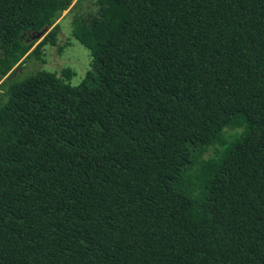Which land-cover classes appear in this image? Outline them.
Instances as JSON below:
<instances>
[{"label": "trees", "instance_id": "trees-1", "mask_svg": "<svg viewBox=\"0 0 264 264\" xmlns=\"http://www.w3.org/2000/svg\"><path fill=\"white\" fill-rule=\"evenodd\" d=\"M74 1L0 0L1 55ZM96 6L79 85L0 86V264H264V0Z\"/></svg>", "mask_w": 264, "mask_h": 264}, {"label": "rangeland", "instance_id": "rangeland-1", "mask_svg": "<svg viewBox=\"0 0 264 264\" xmlns=\"http://www.w3.org/2000/svg\"><path fill=\"white\" fill-rule=\"evenodd\" d=\"M77 1L64 12L55 26H59L55 43H48L41 52L40 58L26 57L20 58L16 53L8 56L1 55L0 52V86L12 73L19 80L29 78L39 71H48L60 73L65 68H71L75 76L71 80L73 86L79 85L85 78L86 73L90 70L91 56L90 52L84 48L73 36V20L76 17L88 16L97 11V0H84L79 5ZM54 27L43 33H33L30 35L31 40H36L32 50L36 48ZM26 59V60H25ZM214 150L210 151L213 154Z\"/></svg>", "mask_w": 264, "mask_h": 264}]
</instances>
